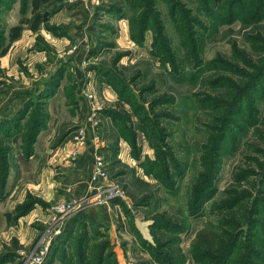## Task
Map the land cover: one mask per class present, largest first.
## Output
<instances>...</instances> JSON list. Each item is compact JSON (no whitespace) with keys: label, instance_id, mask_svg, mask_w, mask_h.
I'll return each instance as SVG.
<instances>
[{"label":"rangeland","instance_id":"obj_1","mask_svg":"<svg viewBox=\"0 0 264 264\" xmlns=\"http://www.w3.org/2000/svg\"><path fill=\"white\" fill-rule=\"evenodd\" d=\"M63 6L80 16L82 33L94 32L93 65L80 81L79 46L67 26L53 32L72 43L59 54L40 33ZM24 30L35 35L34 44L5 66L2 59ZM35 53L45 55L42 66L31 59ZM54 66L62 72L50 99L59 95L52 111L47 100L40 133L59 122L46 147L57 160L82 130L84 149L103 143L105 156H98L106 158L107 178L92 181L94 154L89 195L66 190L46 200L28 192L15 203L11 168L21 189L43 169V159L30 165L35 144L29 158L22 150V126L31 105L41 107L36 91ZM63 96L66 110L57 105ZM21 117L11 138L0 128V151L10 148L6 178L0 170V264H79L81 256L82 264H98L99 256L101 264H150L157 215L180 225L170 233L180 241L183 264H195L196 236L206 226L234 233L227 264H240L250 241L260 242L264 257V0H3L0 123ZM71 151L72 163L84 153L72 158ZM110 187L117 195L109 196ZM75 202L83 207L61 216ZM25 204L33 207L23 214L18 208ZM34 210L41 217L33 218ZM58 228L61 234L49 239ZM44 240L48 249L38 259Z\"/></svg>","mask_w":264,"mask_h":264},{"label":"crops","instance_id":"obj_2","mask_svg":"<svg viewBox=\"0 0 264 264\" xmlns=\"http://www.w3.org/2000/svg\"><path fill=\"white\" fill-rule=\"evenodd\" d=\"M43 14V12H41ZM85 20L88 19V13L86 14L84 12L83 14ZM90 23H92L91 20H89ZM88 22V23H89ZM48 25V28L43 24L40 28L41 36L44 38V40L52 46V48L59 54V52H62L65 50L68 46H70L71 41L63 37V35L60 37V31L59 33H53L57 32V28L59 25H66V30L68 36L72 39V37H76L75 45L79 46V54H77L75 57V62L77 65V69L75 72V75L77 77V80L80 81V79H83L84 74L83 71L85 68L92 67L91 60L93 57H88V52L91 50V47L95 45V41L92 40L93 38V28H88L86 32L82 33L81 30L84 31L85 26L82 28L81 23L82 19H80L79 15H75L74 11L69 10V6H63L60 10H58L55 14L48 17V21L46 22ZM78 24V25H77ZM23 34L21 37H19L16 42L12 44L10 47L8 54L6 57H4L2 60H4V65L9 66L13 63L14 60L18 59L21 55L19 53H26L27 49L31 48V46L35 42V35L30 30H24L22 32ZM79 33V34H78ZM94 43V44H93ZM101 53L98 55L100 56ZM94 56V57H98ZM31 59L35 57L36 64L40 63V65L46 60V57L43 53H35L30 54ZM88 57V58H87ZM94 61L96 59H93ZM83 64H86V66H83ZM34 65V63L32 64ZM42 66V65H41ZM56 69L54 66L50 70V75L52 72ZM91 73H88L87 79V86L86 90L91 85ZM59 92L56 93V95L49 100V111H52V102L55 101L56 97H58ZM80 95V94H79ZM81 98V97H79ZM65 99L64 96L59 100L58 106L61 107V110L68 109L67 106L64 105ZM59 122V120H58ZM53 120V122L49 123V126L47 129L43 132H41L35 142L34 146V155L30 159V165H38V160L43 159V169L41 171L40 179L36 180L33 183H30L31 181H26L25 185H22L20 188L17 185V176L16 172L17 169L10 170V176L9 181L11 177H14L13 182H11V186L9 188V194L10 199L13 198L15 194L18 196H14L12 199V202H19L22 201L23 197L30 192L31 194H34L36 196L43 197L46 200L54 199L60 196V194L65 193L66 190H71V193L76 195H89V192H87V189L89 187V177L91 175V167L93 163V155H98V153H101L103 156H105L106 149L103 145V143L100 141L99 148L98 147H90L88 146L86 149H81V153H83L80 158L76 160V162H70L69 160V152L71 151L69 148H66V152L62 153L64 156L58 155V158L56 160V156H51L50 153L52 150H50L48 147H46V141H49V137L47 134H49L50 131H53L56 123ZM123 142H119V158L123 160ZM89 145V144H88ZM43 146V147H42ZM16 156L20 154L19 148L15 150ZM126 154V153H125ZM122 157V158H121ZM106 159V158H105ZM56 160V161H55ZM124 161V160H123ZM55 164L53 165V163ZM26 164V163H25ZM24 164V165H25ZM20 171L23 170L24 166L22 164L20 165ZM35 166V169H36ZM29 167V166H25ZM34 167V166H33ZM24 173V172H23ZM39 178V177H38ZM26 180V179H25ZM15 203L12 205L14 206ZM80 210V209H79ZM34 214H32L35 218L36 215L40 216L42 214V211L34 210ZM31 215L28 217L30 218ZM28 217H24V219H27ZM41 217V216H40ZM22 218V220H24ZM95 218H92V221L94 223L99 222L97 219L93 220Z\"/></svg>","mask_w":264,"mask_h":264},{"label":"trees","instance_id":"obj_3","mask_svg":"<svg viewBox=\"0 0 264 264\" xmlns=\"http://www.w3.org/2000/svg\"><path fill=\"white\" fill-rule=\"evenodd\" d=\"M2 1L3 0H0V5ZM146 26H148V24ZM61 72L62 66L54 70L50 79L41 84L42 88L40 87L37 89L35 95V98L37 97V99L43 101L41 107L32 104L31 108H34H32L31 112H27V114H29L26 116L28 121L22 126L24 129L22 130L21 136L22 150L25 152L27 158L32 155L33 145L36 142L37 136L48 122V115L46 113L47 100L54 94V89L58 88L60 83L58 76H61ZM21 119H24V117H21L18 120L14 119L13 121H6L7 124H4L5 122L0 123V128L3 127L1 129L4 132V135L2 136L7 139L11 138V134L18 131L20 127L19 121H21ZM9 153L10 148L0 151V170H2L4 178L8 175ZM32 207V204H25L18 209H20L23 214H26ZM255 213H257L256 210ZM250 224L248 226H250ZM150 229L151 237L155 245V248H151L152 246L150 247L152 249V263L150 264H183L184 257L182 256L179 246L180 241L177 236L176 238H173L171 235L172 233H170L172 230H179L180 225L167 219L165 215H157L154 217V222ZM248 231L249 230H247V232ZM232 236H235L233 232L230 234V231L218 230L211 226H206L196 236V242L193 248L195 264H227V261L236 247V239H232ZM262 239L264 240V237H262ZM67 240H69V238H67ZM66 244L67 242H63L58 244V246H65ZM261 249L262 246L260 242L253 243L250 241L249 246L243 252L245 255L242 257L240 264H264V257L261 253ZM82 261H84V259L81 256L79 258V264H82ZM95 261L96 263L101 264L103 261L102 256L97 257Z\"/></svg>","mask_w":264,"mask_h":264},{"label":"built area","instance_id":"obj_4","mask_svg":"<svg viewBox=\"0 0 264 264\" xmlns=\"http://www.w3.org/2000/svg\"><path fill=\"white\" fill-rule=\"evenodd\" d=\"M71 142L73 144V148H72L70 156L72 158H75L79 155L80 150L84 149L86 147L87 141H86L85 135H83V131L80 129L77 130L76 134L71 139ZM106 178H107V172L105 170V159L101 155L100 156L96 155L95 162H94V165L92 168L91 179L93 182L99 183V182L105 180ZM108 191H109V196L117 195V193H118V190L116 188H113V187H110L108 189ZM72 208H73V205L70 206L67 209V211L64 210L62 212V210H61V216H64L66 214H68V216H70L71 214H73L74 210H72ZM60 234H61V230L58 228V229L50 232L49 239H51L52 236L58 237ZM45 240L47 241L46 237H45ZM45 240L42 242V245L38 251V259H40L43 256V254L46 253V251L48 249V246L45 243ZM48 241H50V240H48Z\"/></svg>","mask_w":264,"mask_h":264},{"label":"bare ground","instance_id":"obj_5","mask_svg":"<svg viewBox=\"0 0 264 264\" xmlns=\"http://www.w3.org/2000/svg\"><path fill=\"white\" fill-rule=\"evenodd\" d=\"M81 203V202H80ZM79 202L74 203L73 204V208L72 210H74V212L78 211L79 209H81L83 206L80 204Z\"/></svg>","mask_w":264,"mask_h":264}]
</instances>
